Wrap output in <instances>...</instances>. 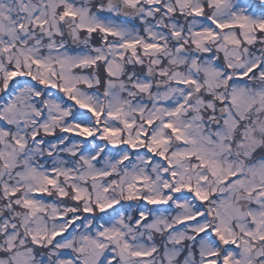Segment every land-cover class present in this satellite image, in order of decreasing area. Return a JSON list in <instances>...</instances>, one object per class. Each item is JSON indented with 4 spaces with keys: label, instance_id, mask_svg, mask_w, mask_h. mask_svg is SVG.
Masks as SVG:
<instances>
[{
    "label": "snow or ice",
    "instance_id": "snow-or-ice-1",
    "mask_svg": "<svg viewBox=\"0 0 264 264\" xmlns=\"http://www.w3.org/2000/svg\"><path fill=\"white\" fill-rule=\"evenodd\" d=\"M0 264H264V0H0Z\"/></svg>",
    "mask_w": 264,
    "mask_h": 264
}]
</instances>
